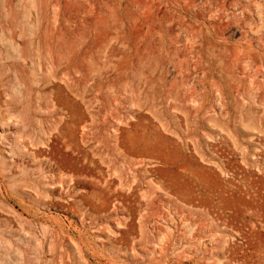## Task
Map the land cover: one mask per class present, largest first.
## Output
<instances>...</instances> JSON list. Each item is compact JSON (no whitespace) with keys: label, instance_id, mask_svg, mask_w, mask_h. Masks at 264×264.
<instances>
[{"label":"rangeland","instance_id":"obj_1","mask_svg":"<svg viewBox=\"0 0 264 264\" xmlns=\"http://www.w3.org/2000/svg\"><path fill=\"white\" fill-rule=\"evenodd\" d=\"M0 264H264V0H0Z\"/></svg>","mask_w":264,"mask_h":264},{"label":"bare ground","instance_id":"obj_2","mask_svg":"<svg viewBox=\"0 0 264 264\" xmlns=\"http://www.w3.org/2000/svg\"><path fill=\"white\" fill-rule=\"evenodd\" d=\"M143 171H144V170H143ZM174 172H175V171H174ZM136 173H137V172H136ZM167 173H168V172H167ZM183 174H184V173H183ZM166 175H167V174H166ZM169 176H170V175H169ZM161 177H162V176H161ZM163 177L165 178L166 176L164 175ZM182 177H183V176H182ZM173 178H174V177H173ZM180 179H181V178H180ZM182 179H183V178H182ZM159 180H160V179H159ZM172 180H173V179H172ZM161 181H162V180H161ZM184 181L186 182L185 178H184ZM184 181H183V182H184ZM165 182H166V181H165ZM175 182H176V181H175ZM183 182H182V183H183ZM167 183H168V182H167ZM172 183H173V182H172ZM179 183H180V182H178V184H179ZM182 183H180V184H182ZM165 184H166V183H165ZM183 184H184V183H183ZM168 185H169V184H168ZM168 185H167V186H168ZM185 185H186V184H184V186H185ZM187 185H188V184H187ZM170 186H174V185H170ZM178 186H180V185H178ZM184 186H183V187H184ZM188 186H189V185H188ZM165 187H166V185H165ZM189 187H190V186H189ZM170 188H171V187H170ZM179 189H181V187H180ZM184 189H185V188H184ZM167 190H168V189H167ZM189 191H190V190H189ZM169 192H170V191H169ZM187 192H188V191H187ZM181 193H182V192H181ZM183 193H184V192H183ZM177 194H178V193H177ZM186 195H187V194H186ZM192 195H193V194H192ZM182 197H184V196H182ZM185 198H186V197H185ZM180 199H181V198H180ZM187 199H189V198H187ZM191 199H192V198H191ZM191 199H190V200H191ZM204 218H205V217H204ZM198 220H199V219H198Z\"/></svg>","mask_w":264,"mask_h":264}]
</instances>
